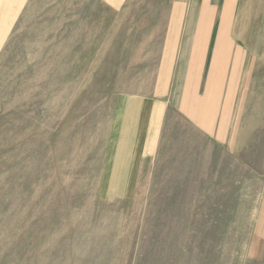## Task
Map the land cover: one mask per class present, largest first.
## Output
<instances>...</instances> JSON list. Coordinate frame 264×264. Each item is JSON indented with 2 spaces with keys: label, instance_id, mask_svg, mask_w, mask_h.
I'll return each mask as SVG.
<instances>
[{
  "label": "rangeland",
  "instance_id": "rangeland-1",
  "mask_svg": "<svg viewBox=\"0 0 264 264\" xmlns=\"http://www.w3.org/2000/svg\"><path fill=\"white\" fill-rule=\"evenodd\" d=\"M175 7L189 0H0V264H264V135L206 167L170 113L159 155L117 197L119 110L152 95Z\"/></svg>",
  "mask_w": 264,
  "mask_h": 264
},
{
  "label": "crops",
  "instance_id": "crops-1",
  "mask_svg": "<svg viewBox=\"0 0 264 264\" xmlns=\"http://www.w3.org/2000/svg\"><path fill=\"white\" fill-rule=\"evenodd\" d=\"M163 37L152 95L126 96L119 110L126 125L116 162L119 198L133 195L159 155L170 113L185 126L175 136L191 133L204 143L206 167L215 150H254L264 135V0H189L188 12L175 7ZM253 80L259 99L240 132L235 117Z\"/></svg>",
  "mask_w": 264,
  "mask_h": 264
}]
</instances>
